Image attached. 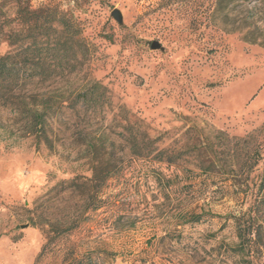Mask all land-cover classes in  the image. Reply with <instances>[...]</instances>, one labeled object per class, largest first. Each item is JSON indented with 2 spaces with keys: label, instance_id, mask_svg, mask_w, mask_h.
Returning a JSON list of instances; mask_svg holds the SVG:
<instances>
[{
  "label": "rangeland",
  "instance_id": "1",
  "mask_svg": "<svg viewBox=\"0 0 264 264\" xmlns=\"http://www.w3.org/2000/svg\"><path fill=\"white\" fill-rule=\"evenodd\" d=\"M28 1L69 13L91 46L70 85L91 78L109 90V114L88 125L112 139L103 168L113 174L102 187L88 183L91 160L72 140L38 148L0 109V264H242L236 219L250 202L239 185L264 168V2ZM10 50L0 40V55ZM119 106L160 148L186 150L182 160L132 157L114 134ZM200 149L213 172L198 168Z\"/></svg>",
  "mask_w": 264,
  "mask_h": 264
},
{
  "label": "trees",
  "instance_id": "2",
  "mask_svg": "<svg viewBox=\"0 0 264 264\" xmlns=\"http://www.w3.org/2000/svg\"><path fill=\"white\" fill-rule=\"evenodd\" d=\"M0 40L11 48L0 55V109L9 111L13 124L33 136L38 148L44 145L55 151L56 139L60 143L66 138L72 140V149L84 153L93 166L92 177L84 180L104 186L113 170L109 166L103 168V149L113 141L105 130L94 133L88 124L105 119L110 112L111 97L107 87L91 78L70 85L72 79L84 73L92 59L91 46L76 20L60 7L35 10L28 0H0ZM112 112V123L120 128L114 134L132 157L152 158L167 165L182 160L186 150L160 148L163 139L150 138L143 122L130 115L124 106ZM255 154L256 151L251 156L249 174L259 162V159L255 161ZM193 156L202 172L210 173L217 168L216 161L202 153V149ZM256 178L251 186L239 185L248 189L245 200L250 202L249 209L236 219V249L242 264H257L254 253L261 252L264 241L261 214L264 168ZM49 245L50 241L45 249Z\"/></svg>",
  "mask_w": 264,
  "mask_h": 264
},
{
  "label": "water",
  "instance_id": "3",
  "mask_svg": "<svg viewBox=\"0 0 264 264\" xmlns=\"http://www.w3.org/2000/svg\"><path fill=\"white\" fill-rule=\"evenodd\" d=\"M112 17L119 23V24H122L123 23V15L121 13V11H119L118 9H115L113 12H112ZM152 49L153 50H163V47L157 43V42H154L152 44Z\"/></svg>",
  "mask_w": 264,
  "mask_h": 264
}]
</instances>
